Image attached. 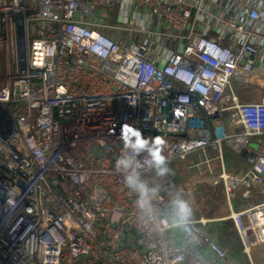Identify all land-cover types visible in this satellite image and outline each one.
Wrapping results in <instances>:
<instances>
[{
    "label": "built area",
    "instance_id": "obj_1",
    "mask_svg": "<svg viewBox=\"0 0 264 264\" xmlns=\"http://www.w3.org/2000/svg\"><path fill=\"white\" fill-rule=\"evenodd\" d=\"M0 125V264H240L179 195L173 165L197 152L228 200L261 188L228 217L250 261L264 245V0H0ZM133 172L156 189L150 211Z\"/></svg>",
    "mask_w": 264,
    "mask_h": 264
},
{
    "label": "crops",
    "instance_id": "obj_2",
    "mask_svg": "<svg viewBox=\"0 0 264 264\" xmlns=\"http://www.w3.org/2000/svg\"><path fill=\"white\" fill-rule=\"evenodd\" d=\"M245 92L248 94L244 93L241 99L248 98L255 90L251 94L248 90ZM207 155L213 158L215 151L208 150ZM204 160L203 154L197 152L173 165L172 170L180 197L192 205L194 202V205L199 204V208L192 213L193 217L212 220L206 228L212 231L215 240L240 264H264V245L252 249L249 261L241 251L240 240L232 221L228 218L231 211H238L261 201L263 198L261 188L259 186L252 187L250 197L245 198L242 194L243 188L239 187L228 200L223 184L221 182L214 184L218 171L217 164L213 162L212 168L209 170L203 164ZM243 165L244 162L234 151L229 147H223L225 173L239 175L243 171Z\"/></svg>",
    "mask_w": 264,
    "mask_h": 264
},
{
    "label": "clouds",
    "instance_id": "obj_3",
    "mask_svg": "<svg viewBox=\"0 0 264 264\" xmlns=\"http://www.w3.org/2000/svg\"><path fill=\"white\" fill-rule=\"evenodd\" d=\"M135 134V133H134ZM139 143H143V140H138ZM163 157L160 155L155 156V160L160 163L163 161ZM119 164H123L125 167H127L128 161L126 160H120L118 162ZM164 171H166L165 168H159L158 172L162 174ZM125 182L130 188L135 189L139 193V198L137 201L138 206L142 210L150 211V199L151 194L156 191L155 188H149V186L141 179L138 178V175L133 172V174L126 176ZM173 205L177 213V220L178 222H182L187 215L189 214V209L186 203L180 199L173 200Z\"/></svg>",
    "mask_w": 264,
    "mask_h": 264
},
{
    "label": "rangeland",
    "instance_id": "obj_4",
    "mask_svg": "<svg viewBox=\"0 0 264 264\" xmlns=\"http://www.w3.org/2000/svg\"><path fill=\"white\" fill-rule=\"evenodd\" d=\"M116 13H117V10H114V11L112 10V12H107L103 8L102 9L99 8V7L96 8V14L97 15H100V16H106V17L110 16L111 18H113ZM236 90L238 92H240L241 94L246 93L245 91H247V90L250 92V94H251V92L254 91L252 89V87L249 88V86H244V85H241V84H236ZM261 143H262V139L259 138V137H257V138H255L253 140H250V142H249V148H251L253 150H258L259 149V146L261 145ZM186 188H188V187H186ZM194 203H193V205H194ZM194 207L197 210L199 208V204L197 203V205H194Z\"/></svg>",
    "mask_w": 264,
    "mask_h": 264
},
{
    "label": "water",
    "instance_id": "obj_5",
    "mask_svg": "<svg viewBox=\"0 0 264 264\" xmlns=\"http://www.w3.org/2000/svg\"><path fill=\"white\" fill-rule=\"evenodd\" d=\"M0 129H3L1 125H0ZM263 152H264V151H263Z\"/></svg>",
    "mask_w": 264,
    "mask_h": 264
},
{
    "label": "trees",
    "instance_id": "obj_6",
    "mask_svg": "<svg viewBox=\"0 0 264 264\" xmlns=\"http://www.w3.org/2000/svg\"><path fill=\"white\" fill-rule=\"evenodd\" d=\"M246 94H248V92H246ZM242 96H244V94H242Z\"/></svg>",
    "mask_w": 264,
    "mask_h": 264
}]
</instances>
